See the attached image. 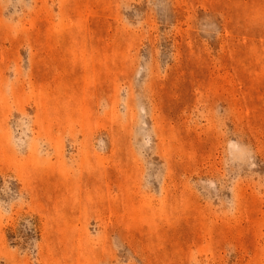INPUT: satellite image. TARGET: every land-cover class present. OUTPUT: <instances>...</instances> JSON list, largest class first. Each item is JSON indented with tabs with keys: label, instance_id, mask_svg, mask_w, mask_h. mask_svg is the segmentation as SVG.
<instances>
[{
	"label": "rangeland",
	"instance_id": "1",
	"mask_svg": "<svg viewBox=\"0 0 264 264\" xmlns=\"http://www.w3.org/2000/svg\"><path fill=\"white\" fill-rule=\"evenodd\" d=\"M0 264H264V0H0Z\"/></svg>",
	"mask_w": 264,
	"mask_h": 264
}]
</instances>
